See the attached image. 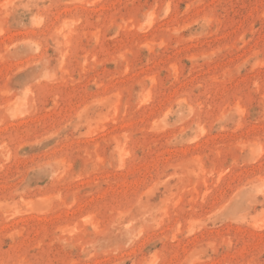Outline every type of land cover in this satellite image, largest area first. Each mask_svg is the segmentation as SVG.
Returning a JSON list of instances; mask_svg holds the SVG:
<instances>
[{
    "label": "rangeland",
    "instance_id": "374dc122",
    "mask_svg": "<svg viewBox=\"0 0 264 264\" xmlns=\"http://www.w3.org/2000/svg\"><path fill=\"white\" fill-rule=\"evenodd\" d=\"M0 264H264V0H0Z\"/></svg>",
    "mask_w": 264,
    "mask_h": 264
}]
</instances>
